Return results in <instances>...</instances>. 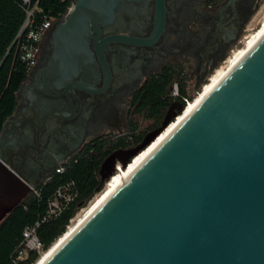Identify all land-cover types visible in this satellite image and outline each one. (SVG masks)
Returning <instances> with one entry per match:
<instances>
[{"label": "water", "instance_id": "95a60500", "mask_svg": "<svg viewBox=\"0 0 264 264\" xmlns=\"http://www.w3.org/2000/svg\"><path fill=\"white\" fill-rule=\"evenodd\" d=\"M70 1L52 34L56 84L65 93L98 92L72 78L93 56L91 41L107 74L106 43L145 41L99 43L120 0ZM185 110L173 103L129 160L108 157L102 184ZM12 125L7 120L0 132V223L36 189L1 155ZM45 264H264V37Z\"/></svg>", "mask_w": 264, "mask_h": 264}, {"label": "flooded vegetation", "instance_id": "af4514ba", "mask_svg": "<svg viewBox=\"0 0 264 264\" xmlns=\"http://www.w3.org/2000/svg\"><path fill=\"white\" fill-rule=\"evenodd\" d=\"M260 2L120 0L113 18L101 27L99 43L112 36L145 43H106L107 74L95 41H91L93 56L72 78L82 79L98 92L74 89L65 93L56 84L60 68L52 34L67 11L47 33L37 63L17 93L18 106L9 118L13 125L3 134L1 155L18 173L35 182L36 188L59 165L87 156L88 151L101 161V178L108 157L119 153V158L129 160L130 151L162 127L170 106L183 105L175 99L161 117H147L139 112L147 84L169 73L183 82L185 89L187 83L201 85L241 42ZM145 121L152 124L142 130ZM103 184L101 181V187Z\"/></svg>", "mask_w": 264, "mask_h": 264}, {"label": "trees", "instance_id": "16d2710c", "mask_svg": "<svg viewBox=\"0 0 264 264\" xmlns=\"http://www.w3.org/2000/svg\"><path fill=\"white\" fill-rule=\"evenodd\" d=\"M38 2L44 14L61 18L71 7L70 0H32ZM28 5L23 0H0V132L4 123L15 113L18 106L17 93L26 80L24 70L14 62V52L8 54L19 30L26 19ZM174 78L165 73L147 84L140 98L139 112L149 118L161 117L175 98L169 93ZM181 96H187L183 83L180 84ZM183 106L186 103L181 99ZM81 155L66 166L64 175L52 173L50 180L40 183L8 217L0 223V264H13L16 247L22 240L25 228L36 225L46 213L48 200L58 186L65 180H75L81 190L80 203L86 205L101 188L99 167L101 161L96 157ZM75 209L66 212L58 219L41 223L38 235L46 250L65 232ZM38 255L33 253L29 261L21 264H34Z\"/></svg>", "mask_w": 264, "mask_h": 264}, {"label": "built area", "instance_id": "2783aa9c", "mask_svg": "<svg viewBox=\"0 0 264 264\" xmlns=\"http://www.w3.org/2000/svg\"><path fill=\"white\" fill-rule=\"evenodd\" d=\"M23 1L28 5L26 19L12 46L9 48L8 54L12 51L14 52V62L24 70L27 78L37 63L44 38L60 18L44 14L38 2L32 6V0ZM172 96L175 99L181 98L186 103L185 109L190 105L188 97L181 96L177 85L173 87ZM129 167L128 164L127 167L124 168L123 165L118 162L113 178L115 175L118 176L120 172L119 169H128ZM53 173L64 175L66 173V166L59 165ZM50 178L51 176L48 180H50ZM80 198L81 190L77 182L72 179L63 181L48 200L47 210L41 222L39 221L36 225L25 228L22 240L15 249L13 264H21L29 261L33 253L37 254L39 259L46 251L45 244L38 235V228L41 223L58 219L66 212L75 209L74 216L70 219L66 228V231H68L72 222L85 210V205L80 203Z\"/></svg>", "mask_w": 264, "mask_h": 264}, {"label": "bare ground", "instance_id": "6f19581e", "mask_svg": "<svg viewBox=\"0 0 264 264\" xmlns=\"http://www.w3.org/2000/svg\"><path fill=\"white\" fill-rule=\"evenodd\" d=\"M264 37V28L259 33V35L249 44V47L246 51L241 53L239 58L232 64L230 68L225 70L223 73L219 75L217 79L213 81V83L207 88L205 93L194 103H190L189 107L185 110V112L177 119L178 121L169 129L167 132L162 135L157 141L153 144L151 148H149L142 156H140L127 170L119 169L120 172L118 176L111 180L109 183V189L106 194L101 197L98 201L93 203V206L85 211L82 215H78L77 218L72 222V226L69 230L64 234L59 240H57L46 252H44L39 260L35 264H45L49 258L68 240L101 206L116 192V190L122 186L128 178L141 166V164L160 146L166 138L174 132V130L196 109V107L200 104V102L221 82V80L234 68L247 54L248 52Z\"/></svg>", "mask_w": 264, "mask_h": 264}, {"label": "rangeland", "instance_id": "374dc122", "mask_svg": "<svg viewBox=\"0 0 264 264\" xmlns=\"http://www.w3.org/2000/svg\"><path fill=\"white\" fill-rule=\"evenodd\" d=\"M263 28H264V0H261L259 12L251 20V22L248 24L247 31L244 33V35L241 39V42H239V44L233 48V50L230 52L229 56L226 58V61L224 63H222L220 66H218L216 68V70L201 85L195 87V85H194L195 83L194 84L193 83H187L186 84V91L188 92V95L186 97H188L191 104L196 102L205 93L207 88L213 83V81L215 79H217L219 77V75L221 73H223L225 70H227L228 68H230L232 66V64L237 60V58H239L241 53H243L244 51H246L248 49L249 44L259 35V33L262 31ZM181 83H183V82H180L179 80H174L172 85L168 89L169 93L171 92L170 94H172V90H173V87L175 85H177L178 88L180 89ZM177 119L172 123V126L178 121ZM151 124H152L151 121H145L142 124V130H144V128H146L148 125H151ZM167 130L164 132V134L167 132ZM148 149L144 150L138 156L134 157L129 162V166H131ZM124 170H127V169H124ZM116 176L117 175H115L114 178ZM112 178H113V176L103 184V186L95 193V195L90 199V201H88V203L84 206L85 210L82 211L79 215H82L83 213H85V211L89 210L93 206V203L98 201L101 197H103L106 194L107 190L109 189L108 188L109 183H111ZM71 226H72V224H71ZM66 232H65V234H66Z\"/></svg>", "mask_w": 264, "mask_h": 264}]
</instances>
